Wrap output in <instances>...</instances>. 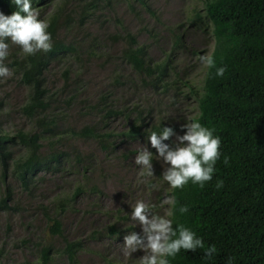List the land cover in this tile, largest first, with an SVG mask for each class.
<instances>
[{
	"label": "trees",
	"instance_id": "16d2710c",
	"mask_svg": "<svg viewBox=\"0 0 264 264\" xmlns=\"http://www.w3.org/2000/svg\"><path fill=\"white\" fill-rule=\"evenodd\" d=\"M195 1L198 7L170 26L152 0H33L50 20L52 48L26 56L10 45L5 62L11 74L0 78V87L13 84L22 92L12 104L9 93L0 95V214L5 234L16 217L28 218L20 225L33 227L32 236L13 245L33 255L31 264H80L85 239L68 232L65 214L77 203L90 205L101 196L99 186L109 175L123 183L124 192L129 190L119 169L139 171L140 166L131 158L137 149L127 143L141 141L155 153L147 139L149 127L160 123L179 134L185 119L194 117L221 138L212 179L203 187L189 182L169 190L159 176L161 168L153 170L154 176L130 182L150 194L148 203L159 204L174 194L177 207L189 208L176 212L175 222L191 227L205 247H216L210 259L204 248L181 249L170 264H264V0ZM13 10L10 0H0V11ZM105 22L115 30L106 29L102 37L110 46L117 44L116 49L100 44ZM200 30L212 42L206 56L226 71L218 77L215 67L205 66L197 83L189 77L191 66L178 57L199 55L195 40ZM92 63L102 74L94 89L85 78ZM55 74L62 81L59 86L50 80ZM11 114L19 122L5 130L4 117ZM113 119L122 120L120 127L111 126ZM173 139L165 142L171 146ZM160 163L154 157L152 167ZM71 173L79 179L67 183ZM49 179L51 184L64 182L50 199L44 193ZM217 179L223 181L220 188ZM164 207L156 210L163 213ZM114 213L88 239L98 240L101 232L119 238L134 231L128 211L118 208ZM3 245L0 264H8ZM98 254L102 264H116Z\"/></svg>",
	"mask_w": 264,
	"mask_h": 264
},
{
	"label": "clouds",
	"instance_id": "9594fccd",
	"mask_svg": "<svg viewBox=\"0 0 264 264\" xmlns=\"http://www.w3.org/2000/svg\"><path fill=\"white\" fill-rule=\"evenodd\" d=\"M10 3L14 5L10 14L0 11V78L11 74L5 62L10 54V45L19 46L26 56L52 48L51 33L48 31L50 20L41 16L38 8L33 6V0H10ZM198 60L208 68L215 67L218 77L226 71L224 65L216 66L210 55H200ZM180 127L183 131L179 134L173 127H161L160 123L155 128H148L147 139L155 153L148 147L136 150L134 162L140 166L138 174L141 177L154 176L152 160L155 157L166 165L159 176L169 190L180 189L189 182L203 187L206 181L212 179L214 166L221 156V138L214 128L202 124L198 117L185 119ZM169 137H174L171 146L165 142ZM223 162L227 164L228 158L224 157ZM222 185V179H217L216 187ZM177 204L172 194L165 195L159 204L137 199L130 205V220L139 223L141 231L120 235L125 254L130 256L140 249L143 255L139 256L137 264H170L169 258L175 257L181 249L195 251L204 248V257L212 258L216 253L215 245L205 247L203 238L191 227L175 222L176 212L183 214L189 210L187 204L178 207ZM163 205H167V209L163 213L158 212L156 209Z\"/></svg>",
	"mask_w": 264,
	"mask_h": 264
},
{
	"label": "rangeland",
	"instance_id": "374dc122",
	"mask_svg": "<svg viewBox=\"0 0 264 264\" xmlns=\"http://www.w3.org/2000/svg\"><path fill=\"white\" fill-rule=\"evenodd\" d=\"M152 3L153 7H155L159 12V16L165 21V23L170 24V26H173L180 19L184 18L193 6L198 7L199 4V2H196L195 0H152ZM123 15L124 16H122V19L128 22L129 16H127L126 14ZM144 19L146 21H150V17L146 15ZM133 25L135 24L132 23L130 27ZM112 26L113 24L111 22L104 23L100 32V44L102 46L104 44L108 48L112 47V49H116L118 47L117 44L110 46L109 43L105 41V39L102 37V34L105 32L106 29H109L110 32H113L115 30V27ZM206 32V30H200L197 35V41L195 40V42L197 43L195 50H202L199 55L191 56L183 53L178 57V59H180V63L188 64L192 67V69L190 67L189 70V77L192 82H201L205 65L200 63L198 57L200 55L206 56L212 47V42L210 40V37H207L208 34ZM186 35L189 36V38L192 37L190 31H187ZM143 36L146 37V35L144 34ZM139 38H142L141 33L139 34ZM155 56L157 57L158 54L155 53ZM55 72L57 73L56 70ZM85 76V78L88 79L90 85L94 86H90L89 88L94 89L96 87L94 84L99 83L102 78V74L100 72L98 64L92 63L87 68ZM50 80H53L56 86H59L62 83L61 79L58 78L57 74H55V76L53 75ZM3 86L0 87V95H4V93H9L10 95L7 99L8 103L12 104L14 103L15 99L19 100L20 93H22L19 89L13 88V84H4ZM188 108H190V106ZM17 117L18 116L14 114H11L9 117H4L3 128L5 130H13L14 126L17 124V122H19ZM110 124L113 127H120V125L122 124V120L113 119L111 120ZM126 147H130L131 149H138L147 146L141 141H135L133 143H127ZM134 157L135 154L131 156V158L133 159ZM158 165L159 166L157 167H153L155 173L157 170H161V168L163 170V167L166 166L161 165V163ZM119 170L120 171L118 172V175L121 177H125V183H128L130 185L128 191L124 192L123 183L119 182L116 178L112 180L111 176L109 175L108 180L103 179V182H101V185L99 186V189L102 192L101 196L98 195V197L92 199L90 205L87 201L77 203V205L74 206L73 210L68 211L64 216V221L67 225L66 228H68V232L72 235H78L79 237L85 239L86 244L84 251L81 252L80 264H102V259L98 252L106 254L107 258L115 260L116 264H137L139 256L143 255V250L140 249L131 253L130 256L126 255L125 250L123 248V237H108L106 235H103L102 232L99 231L101 232V236L98 240L88 239L90 232L94 230H100L109 220L112 219L111 216L115 214L114 211L116 209L119 208L130 213V205H133L137 199H143L145 202H148L147 199L150 197V194H148V192H146L140 185L132 183L134 181L130 182L132 179L140 176L138 174L140 170L137 171L136 169H127L123 167ZM78 179V173H71L66 178V182L71 183ZM61 185L64 186V182L61 181L59 183L57 181V183L51 184L49 179V181L46 182L45 189L47 190L44 193L50 199L58 193L61 188ZM123 194H125V196H123ZM98 198L100 199V201ZM85 199L88 200V196ZM96 202H98L99 205H92ZM165 208H167V205H165L163 209L166 210ZM84 209H86V211H84ZM92 211L93 213H91ZM3 222V216L0 214V245L4 244L3 247L4 250H6V254L8 251L9 259L7 263L31 264L34 261L33 255L28 250H19L13 245L14 241H16L18 238H21L22 236H25L26 234L32 236L34 232L33 227H28L27 230L20 225L21 223L29 222L28 218L23 217L18 219V217H16L15 222L12 223V225H8L10 230L6 234L4 233V230H6V225ZM131 222L135 227L134 231L140 232L141 226L139 225V223H135L132 220ZM128 233L129 232H127V234Z\"/></svg>",
	"mask_w": 264,
	"mask_h": 264
}]
</instances>
